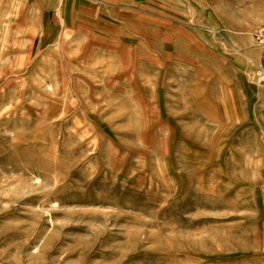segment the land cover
I'll list each match as a JSON object with an SVG mask.
<instances>
[{
  "label": "rangeland",
  "instance_id": "1",
  "mask_svg": "<svg viewBox=\"0 0 264 264\" xmlns=\"http://www.w3.org/2000/svg\"><path fill=\"white\" fill-rule=\"evenodd\" d=\"M262 75L264 0H0V264H264Z\"/></svg>",
  "mask_w": 264,
  "mask_h": 264
},
{
  "label": "bare ground",
  "instance_id": "2",
  "mask_svg": "<svg viewBox=\"0 0 264 264\" xmlns=\"http://www.w3.org/2000/svg\"><path fill=\"white\" fill-rule=\"evenodd\" d=\"M263 76V75H262ZM261 77V76H260ZM264 77V76H263ZM262 80H263V78H262ZM260 81V80H259ZM261 83V82H260ZM263 83V82H262Z\"/></svg>",
  "mask_w": 264,
  "mask_h": 264
}]
</instances>
